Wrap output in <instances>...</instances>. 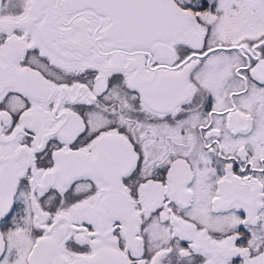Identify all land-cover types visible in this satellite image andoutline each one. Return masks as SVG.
Returning <instances> with one entry per match:
<instances>
[{
  "label": "snow or ice",
  "instance_id": "1",
  "mask_svg": "<svg viewBox=\"0 0 264 264\" xmlns=\"http://www.w3.org/2000/svg\"><path fill=\"white\" fill-rule=\"evenodd\" d=\"M0 264H264V0H0Z\"/></svg>",
  "mask_w": 264,
  "mask_h": 264
}]
</instances>
